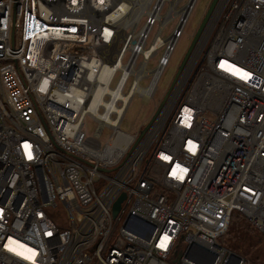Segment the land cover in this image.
<instances>
[{"label": "built area", "instance_id": "1", "mask_svg": "<svg viewBox=\"0 0 264 264\" xmlns=\"http://www.w3.org/2000/svg\"><path fill=\"white\" fill-rule=\"evenodd\" d=\"M128 4L0 0V264H247L219 242L232 212L264 234V0H219L138 141L120 122L154 98L184 24L148 43L157 18L108 20ZM132 48L148 73L104 82Z\"/></svg>", "mask_w": 264, "mask_h": 264}, {"label": "rangeland", "instance_id": "2", "mask_svg": "<svg viewBox=\"0 0 264 264\" xmlns=\"http://www.w3.org/2000/svg\"><path fill=\"white\" fill-rule=\"evenodd\" d=\"M211 0H195L193 1V6L192 8L189 10L188 12V16L186 18V21L184 23L183 29H182V33L181 35L177 38L175 45L173 47L172 52L170 53V56L168 58V62L167 64L164 66L162 74L160 76V79L157 83V89L154 95V98H152L151 100H149L148 102H143L141 96L138 93H135L132 98L131 101L124 113V116L120 122V129L128 132V133H139V130L147 123V121L150 119L151 115L153 114V112L155 111V109L157 108L156 106H158V101L160 99L163 98L164 94L166 93L172 79L174 78L176 72H177V68L188 48V45L190 43V40L196 30V28L198 27L201 18L204 14V12L206 11L209 3ZM156 0H152L149 3V7H153V5L155 4ZM188 2V0H176L175 4L176 7L180 8L182 6H184L186 3ZM174 4V7H175ZM172 5V1H165L162 5V9H161V14L162 15H167L168 14V10ZM168 18V21L162 25L161 28V35L163 37L168 36L169 33H171L173 31V29H175V27L177 26V23L180 19V15L179 13L172 14L170 15ZM146 19V15L142 14V18L140 19L139 25H141L143 23V21ZM164 19V18H163ZM161 26V23L159 20H157L149 33V37H148V43L152 40L153 36L155 35L156 31L159 30V27ZM165 49V45L163 47H161L160 49H158V51L152 56V58L148 61L147 63V68L151 69L153 68L159 57L163 54ZM129 52H126L125 56H124V60H126L127 56H128ZM142 59L141 56H139L138 61H140ZM117 78H114L113 82H115ZM148 78L143 79L140 81L141 85H146L148 83ZM96 122L90 118V117H86L85 119V123H84V128L86 133L89 134H93L95 127H96ZM110 133V129L108 128H104L102 133H101V141H104L108 134ZM243 250H239L241 253H243L244 251L246 252L245 256L247 258H249L251 261L252 258L255 259V261L253 262H258L260 264H264V239H262L260 242L255 243V241L252 242V246L251 247H243Z\"/></svg>", "mask_w": 264, "mask_h": 264}, {"label": "bare ground", "instance_id": "3", "mask_svg": "<svg viewBox=\"0 0 264 264\" xmlns=\"http://www.w3.org/2000/svg\"><path fill=\"white\" fill-rule=\"evenodd\" d=\"M151 1L152 0H129L128 14L125 17H123L122 20L117 21V19L121 18V15L117 12H113L109 16L108 20L113 21L116 24V26L118 28H120V27L125 26L127 23H132V24L135 23L143 13H146L147 15H150L151 17L157 18L160 21L161 26H162L168 21L167 17H169L172 14L176 15V13H179L181 19H180V21H178V25L181 26L184 24L183 19H184V17H186L187 13L189 12L191 4L193 2V0H188V2L184 6L178 8V7H176V4H175L176 0H156L153 7H149V3ZM165 1H169V4H170V1H172V5L168 10V14L162 15L161 14V7ZM174 4H175V7H174ZM126 7L127 6L122 5L121 10L125 11L127 9ZM115 20H116V22H115ZM149 29H150L149 24H147L144 27L142 26L140 28V30L138 31V33H136V36L138 35L140 37L139 39H143L144 35L146 34L147 31H149ZM170 38L171 37H168L167 39L162 38V36L158 32L152 41V44H151L152 47L150 49H145L143 51L144 59L148 56V54L151 50H153V51L156 50L162 44L169 41ZM140 43L141 42H139V44ZM127 46H129V44ZM132 50H133V52H132L131 57L127 63H124L122 61V56L121 57L119 56V52H117V50L116 51L113 50V53L116 54V57L112 63L106 64L103 66V68L101 69V72H100V78H102L104 82H108L110 77L113 75L115 69H119V68L122 71L121 82H123L129 74H133L137 78L141 75H145L146 73H148V71L145 70V68H144L145 60L141 61L140 64L137 67H135L137 51L134 50L133 48H132ZM109 53H112V52H109ZM152 72H154V71H152ZM123 136H124V134L122 136H120L121 141H123V139H124Z\"/></svg>", "mask_w": 264, "mask_h": 264}, {"label": "trees", "instance_id": "4", "mask_svg": "<svg viewBox=\"0 0 264 264\" xmlns=\"http://www.w3.org/2000/svg\"><path fill=\"white\" fill-rule=\"evenodd\" d=\"M262 239H264V234L244 214L239 211H234L231 214L228 228L224 235L219 238V242L225 247L244 256L247 264H260L253 262L255 261L253 258V261H251L245 256V251L241 253L239 250H243V247H251L253 241L258 243Z\"/></svg>", "mask_w": 264, "mask_h": 264}, {"label": "water", "instance_id": "5", "mask_svg": "<svg viewBox=\"0 0 264 264\" xmlns=\"http://www.w3.org/2000/svg\"><path fill=\"white\" fill-rule=\"evenodd\" d=\"M194 1V0H193ZM219 0H211L206 11L204 12L202 18H201V21L198 25V27L196 28L191 40H190V43L188 45V48L177 68V72L174 76V78L172 79L169 87H168V90L166 91V93L164 94L162 100L160 101V103L158 104L157 108L155 109V111L153 112V114L151 115L150 119L147 121V123L139 130V133L137 135V139L136 141H138L142 136L143 134L147 131V129L150 127L151 123L154 121V119L156 118L158 112L160 111L171 87L173 86V84L175 83V81L177 80L178 76L180 75L181 71L183 70L184 66L186 65L197 41L199 40L205 26L207 25L210 17L212 16V13L216 7V5L218 4ZM193 3V2H192ZM192 6V4H191ZM187 16H188V13H187ZM186 17H184L183 20H186ZM124 193H121V195L117 198V200L115 201V203L113 204V215H115L119 209V205H120V202L121 200L124 198Z\"/></svg>", "mask_w": 264, "mask_h": 264}, {"label": "snow or ice", "instance_id": "6", "mask_svg": "<svg viewBox=\"0 0 264 264\" xmlns=\"http://www.w3.org/2000/svg\"><path fill=\"white\" fill-rule=\"evenodd\" d=\"M166 239H167V238H165V240H166ZM164 246H165L164 244L161 245V247H164Z\"/></svg>", "mask_w": 264, "mask_h": 264}]
</instances>
